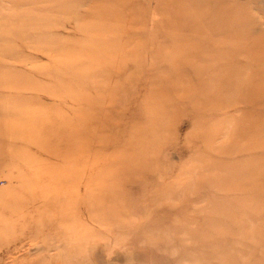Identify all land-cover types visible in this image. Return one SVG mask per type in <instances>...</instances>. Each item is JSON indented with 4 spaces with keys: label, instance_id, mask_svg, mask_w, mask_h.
Masks as SVG:
<instances>
[{
    "label": "rangeland",
    "instance_id": "1",
    "mask_svg": "<svg viewBox=\"0 0 264 264\" xmlns=\"http://www.w3.org/2000/svg\"><path fill=\"white\" fill-rule=\"evenodd\" d=\"M0 264H264V0H0Z\"/></svg>",
    "mask_w": 264,
    "mask_h": 264
},
{
    "label": "bare ground",
    "instance_id": "2",
    "mask_svg": "<svg viewBox=\"0 0 264 264\" xmlns=\"http://www.w3.org/2000/svg\"><path fill=\"white\" fill-rule=\"evenodd\" d=\"M262 88V87H261Z\"/></svg>",
    "mask_w": 264,
    "mask_h": 264
}]
</instances>
